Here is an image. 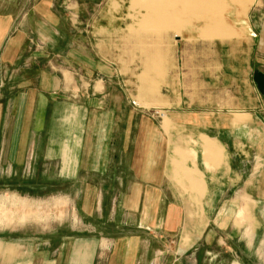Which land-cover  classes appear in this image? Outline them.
I'll return each instance as SVG.
<instances>
[{
    "label": "crops",
    "instance_id": "0c3cea01",
    "mask_svg": "<svg viewBox=\"0 0 264 264\" xmlns=\"http://www.w3.org/2000/svg\"><path fill=\"white\" fill-rule=\"evenodd\" d=\"M78 1L0 0V171L13 165L22 171L33 157L32 172L37 164L53 166L57 179L87 190L72 197L64 227L0 225V264H247L246 251L264 264V181L205 183L206 195L198 199L203 211L181 195L170 175L169 137L152 121L141 132L121 129L107 51L123 43L104 35L106 23L98 25L103 35L94 42L76 37ZM222 18L247 31L233 44L248 48L236 59L249 64L253 102L227 122L209 115L193 123L243 133L264 125V68L249 63L264 61V0ZM11 93L15 101L5 96Z\"/></svg>",
    "mask_w": 264,
    "mask_h": 264
},
{
    "label": "rangeland",
    "instance_id": "374dc122",
    "mask_svg": "<svg viewBox=\"0 0 264 264\" xmlns=\"http://www.w3.org/2000/svg\"><path fill=\"white\" fill-rule=\"evenodd\" d=\"M81 1L76 18L80 23L74 35L94 42L103 35L98 25L106 23L109 30L104 35L123 43L117 45V50L112 45L107 51L116 75L110 99L119 108L121 129L141 132L147 128L142 123L152 121L157 131L169 137L170 175L182 186L181 195L191 197L202 210L198 199L206 195L205 183L215 186L264 181V125L253 124L243 133L239 129L236 134H226L220 127L216 132L193 123L203 117L209 119V115L227 122L241 117L246 113L243 106L253 102L247 80L249 64L236 59L246 56L248 48L233 44L236 38L247 36V31L222 18L239 6L245 12L253 0ZM55 4L62 6L63 0H55ZM65 18L61 27L64 31L70 26ZM232 56L234 60L226 59ZM249 63L252 68H264V61ZM5 96L15 101L17 94ZM46 111L43 109L44 117ZM199 132L213 138L200 136ZM31 160L22 171L14 165L9 171H0V198L11 199L4 203L0 200L4 217L0 225L39 231L49 230L50 224L64 227L72 219V197L77 192L81 197L87 190L72 188L57 179L53 166L37 164L32 172L33 157ZM54 199H62L63 203L52 204ZM39 200L41 204L35 202ZM243 256L247 264H259L255 252L246 251Z\"/></svg>",
    "mask_w": 264,
    "mask_h": 264
}]
</instances>
